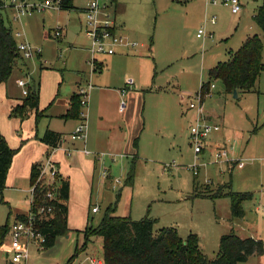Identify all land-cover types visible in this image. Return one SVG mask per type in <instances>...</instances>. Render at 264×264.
Wrapping results in <instances>:
<instances>
[{
	"label": "rangeland",
	"instance_id": "obj_1",
	"mask_svg": "<svg viewBox=\"0 0 264 264\" xmlns=\"http://www.w3.org/2000/svg\"><path fill=\"white\" fill-rule=\"evenodd\" d=\"M87 1L74 0L78 9L36 11L18 19L13 18L15 9L4 12L14 36L18 30L24 33L15 36L16 41L26 40L41 51L27 58L23 69H14L6 81L15 98L27 96L18 84L21 78L28 82V89L34 81L39 84V112L44 110L45 115L34 123L41 131L54 114L65 110L78 82L86 86L89 80L92 69L87 47L91 41L81 23ZM262 1L241 0L243 10L235 14L228 6L208 5V0H118L115 13L109 0H101L112 19L116 15L125 24L120 34L136 47L129 54L100 55L107 56L105 67L102 73H94L93 84L121 89L130 78L141 94L128 124L118 113L112 92H100L94 98L90 92L89 105L83 108L88 109V137L100 135L111 146L98 151L88 144L89 158L97 160V170L88 191L82 190L70 202L72 224L80 232L60 236L50 248L32 245L27 264H97L103 260V238L84 233L88 225L95 229L116 202V214L133 220L149 216L156 220L155 231L172 226L183 237L197 234L199 247L209 258L218 255L221 236L232 231L264 241V70L256 88L242 92L239 98L226 93L221 80L212 81L215 86L204 97L203 110L222 129L208 137L199 154L189 137L196 110L186 112L192 101H199L201 82L208 80L209 70L230 59L244 36L262 38L264 62V33L254 21ZM213 16L215 24L209 22ZM59 27L63 35L57 38L53 34ZM201 28L206 31L198 37ZM27 113L32 116L36 111ZM57 122L64 124L55 117ZM135 135H139L137 148L131 139ZM216 145L227 148L230 160L242 159L245 165L232 169L228 160L215 162ZM132 170L134 179L129 181ZM106 176L110 179H103ZM194 188L210 196H194ZM230 189L251 195L243 200L245 215L241 218L233 217L229 196H211ZM4 194L10 201L0 202V225L29 212L24 193L6 184ZM94 206L99 212H90L88 223L85 214ZM6 249L7 244L0 248V264H10ZM244 264H264V254L253 255Z\"/></svg>",
	"mask_w": 264,
	"mask_h": 264
},
{
	"label": "trees",
	"instance_id": "obj_2",
	"mask_svg": "<svg viewBox=\"0 0 264 264\" xmlns=\"http://www.w3.org/2000/svg\"><path fill=\"white\" fill-rule=\"evenodd\" d=\"M109 1L117 2V0ZM74 8V0H61L62 10ZM4 12L0 10V84L10 78L17 64L23 59L22 53L18 50V42L13 34V28L7 24ZM254 21L264 33V0L256 9ZM263 70V40L258 34H253L247 37L240 48L231 54L230 59L219 62L209 70L208 80L202 83L200 90L202 102L204 97L209 94L213 80H221L226 93L233 94L237 90L241 94L256 88ZM22 101L21 105L13 108L12 115L19 116L22 120L28 116L29 110H36V120L43 115L38 110L40 89L37 82L34 81L31 89L29 87L28 95ZM81 108L80 95L75 94L68 112L61 117L64 119L78 117L82 120ZM41 140L54 149L62 146L66 139L63 133L47 129ZM134 144L138 147V137ZM17 152L18 149L12 148L0 132V191L6 188L7 175ZM40 171L39 163L33 164L30 176L31 185L37 181ZM59 178L61 187L58 194L63 202L55 203L54 216L48 220L44 219L39 224L41 232L46 236V242L42 246L45 249L53 247L59 236L70 232L68 226L69 208L66 203L70 195V183L68 180L62 179L61 176ZM133 179L132 170L128 180L133 181ZM227 187L229 188V185ZM45 193V188L38 185L39 204L48 203L44 198ZM223 195H227L231 199L233 217H243L245 215L243 200L251 195L230 189L227 192L219 190L211 196ZM194 196L210 195L197 193L194 188ZM119 198L120 194H118L117 200ZM116 211L117 202L107 208L95 229L88 225L84 233L88 237L94 232L103 238V264H244L251 256L264 254L262 239L241 237L232 231L221 236L218 255L215 258H209L200 249L197 234L190 233L187 237H183L172 226H165L155 231V219L146 216L140 220H133L130 216L116 214ZM24 217L25 214H17L15 219ZM11 224L8 221L6 224L0 225V248L7 242Z\"/></svg>",
	"mask_w": 264,
	"mask_h": 264
},
{
	"label": "built area",
	"instance_id": "obj_3",
	"mask_svg": "<svg viewBox=\"0 0 264 264\" xmlns=\"http://www.w3.org/2000/svg\"><path fill=\"white\" fill-rule=\"evenodd\" d=\"M208 5H225L230 7L231 11L235 14L241 13L243 10V3L241 0H208ZM61 9V0H0V10L9 11L11 9L16 10L14 19H18L20 16L30 15L36 11H44L48 9ZM107 5L101 3V0H88L86 6L82 9L85 13V19L82 25L85 26V32L90 43L91 60L90 63L93 67H96V57L100 55H112L118 51L120 47L135 46V43L128 40L127 37L120 34L117 29V23L115 19H112L110 14L106 11ZM209 22L215 24L217 22L216 17L213 16ZM205 28H201L198 31V36L201 37L205 33ZM62 28H58L53 36L62 37ZM15 36L23 37L24 33L20 30L16 31ZM18 50L22 53L23 58H32L36 55H40V50L36 49L28 41H21L17 43ZM19 85L23 88V94L28 95V82L21 78L18 81ZM134 81L127 79V82L123 88H121L122 99L120 102V111L123 112L127 107V92L132 87ZM211 84V88L214 87ZM91 86H79L77 94L81 98L82 108L87 107L89 104V91ZM210 88V89H211ZM210 94V93H209ZM208 94V95H209ZM199 101H192L187 107L188 110H196V117L190 125V141L195 147L196 154H199L205 149V145L208 137L219 132L222 126L218 123L210 121L203 110V102L201 94ZM87 111L81 112L82 120L77 128L69 135L71 139L85 140L87 137L88 124L86 123ZM58 148V147H57ZM70 153V149H67ZM85 154H91L86 147L83 149ZM215 162H221L228 160L231 162V168H242L245 162L242 159L230 160L229 151L226 147L216 145L214 151ZM195 174H198V170L194 168ZM48 174V179L46 175ZM60 174L56 165L47 161L46 165L41 169L39 177L35 183L30 187L29 193V212L23 219H15L9 229L7 244V257L10 264H24L30 258L31 246L37 245L43 246L46 242V236L40 230V222L44 219L48 220L54 216L55 203H61L63 200L60 198L58 191L61 187ZM107 176L105 177V179ZM40 185L45 188V200L47 204H39V197H37V186ZM1 193V191H0ZM1 201V194H0ZM93 212L99 211L98 206L92 208ZM97 264H102L101 261H97Z\"/></svg>",
	"mask_w": 264,
	"mask_h": 264
},
{
	"label": "crops",
	"instance_id": "obj_4",
	"mask_svg": "<svg viewBox=\"0 0 264 264\" xmlns=\"http://www.w3.org/2000/svg\"><path fill=\"white\" fill-rule=\"evenodd\" d=\"M111 3V2H110ZM110 7H114V12L117 13L118 9V0L116 3H111ZM109 7V8H110ZM74 9H78L76 6ZM15 16V15H14ZM115 20L117 23V29L118 31H124L125 24L123 22L118 21L116 15H115ZM82 23V21H81ZM198 36V35H197ZM251 35H246V38ZM126 37V36H125ZM199 37V36H198ZM128 38V37H127ZM244 36V40L246 39ZM129 40V39H128ZM243 40V41H244ZM130 41V40H129ZM134 43V42H133ZM243 43V42H242ZM242 45V44H241ZM136 46H131V47H120L118 48V53L120 54H129L131 52H134L135 50H132ZM87 50L90 52V59H89V64L91 66V74L89 75V80L87 81L86 86H91L90 92L92 91V96L91 98H94V96H98L100 92H112V98L115 100L116 108H118V113L121 114L122 118L124 119V122L130 123L129 119L132 114L133 108L135 106V99L139 97L140 92L136 91L133 87L135 85L134 81L132 87L128 90L126 98H127V107L123 112L120 111V102L122 99L121 95V90L120 89H112L110 86H97L93 84L94 78H95V72L96 73H102L103 69L105 67L104 61L106 60L107 56L111 57L112 55H107L104 56L103 58H99L100 56L96 57V67H93L90 63L91 60V50H90V45L87 47ZM122 52V53H121ZM117 54V53H115ZM114 55V54H113ZM26 59H22L16 68L23 69V65L25 63ZM97 78V76H96ZM130 79V78H129ZM127 82V79L125 83ZM202 81L201 83H203ZM6 83L5 86H3ZM19 84V83H18ZM77 89L73 92L71 95L70 99L68 100L67 106L65 110L54 114L49 123L47 124V128L43 131L38 129L36 127V113L35 115L32 114V116L28 115L26 118L23 120L19 116L12 115V110L15 108L17 105L22 104L23 98H15L10 94L9 90V85L7 82L1 83L0 84V132L5 136L7 139V142L12 148H17L18 152L15 154L13 157V161L11 164V167L9 169L8 175H7V181L6 184L10 187H13L15 190H18L19 192L24 193L27 196L28 203H29V190L31 187V182H30V176H31V169L33 164L39 163L41 169L46 165L47 161L53 162L61 176L62 179L68 180L70 183V195L68 201H66L68 208H69V213H68V226L70 228V234L71 232H74L75 230L77 231V228L74 227L73 223V215H72V209L70 202L76 198L77 194L80 193L82 190H84V193L88 191V185L89 183L92 182L94 178V174L97 170V160L89 158L90 154H85L83 149L88 147V144L92 145L96 150L101 151L104 148H107L108 146H111V142H102L100 135H95L91 133L90 136L87 137L85 140H73L70 138V134L77 128V126L80 124L81 119L78 117H73L69 119H64L61 117L65 113L68 112L69 108L72 105V97L73 95L77 94L78 88L81 85V82H78L77 84ZM97 86V87H95ZM104 98L101 99V107L104 109L103 103H104ZM89 105V104H88ZM88 107V106H87ZM100 107V108H101ZM39 110V109H38ZM36 111V110H35ZM84 111L83 108L81 109V112ZM188 111V108L186 109V112ZM44 113V110H43ZM45 114H43L44 116ZM35 116V120L32 119ZM87 116H88V109H87ZM86 116V120H87ZM57 118L60 120H63L64 124L61 126L60 123L54 124V118ZM196 117V116H195ZM127 119V121L125 120ZM209 119V118H208ZM70 124V125H69ZM69 126V130L65 131L64 129ZM47 129L54 130L56 132L63 133L65 136V141L62 146H59L58 148H51L49 145H47L45 142L41 140V137L43 136L44 132ZM88 131V128H87ZM94 133V131H93ZM136 136V135H135ZM139 135H137L135 138L134 136H131L132 139V144L134 148H137L134 144L135 139ZM131 139H129V144L131 143ZM67 149H70V153L68 152ZM88 149V148H87ZM89 150V149H88ZM90 151V150H89ZM231 168V167H230ZM233 169V168H232ZM48 179V174L46 175ZM105 179V177L103 178ZM110 179V177H107L106 180ZM105 180V181H106ZM104 181V182H105ZM112 182V180H111ZM113 184V182H112ZM115 187V185H114ZM6 190L3 189L1 191V201L7 199L10 201L9 196H5L4 191ZM0 201V202H1ZM93 208V207H92ZM29 209H30V203H29ZM21 211V210H18ZM90 212L91 213H97L93 212L92 209L87 210L85 217H88V223L90 220ZM23 213V212H20ZM17 215V214H16ZM80 232V231H77ZM66 234V235H68ZM60 237V236H59ZM58 237V238H59ZM57 238V239H58ZM57 242V240H56ZM30 259V258H29ZM29 261V260H28ZM27 261V262H28ZM103 264V260H99ZM24 263V264H27Z\"/></svg>",
	"mask_w": 264,
	"mask_h": 264
},
{
	"label": "water",
	"instance_id": "obj_5",
	"mask_svg": "<svg viewBox=\"0 0 264 264\" xmlns=\"http://www.w3.org/2000/svg\"><path fill=\"white\" fill-rule=\"evenodd\" d=\"M233 97H234V98H239V97H240V93H239L237 90H235V91L233 92Z\"/></svg>",
	"mask_w": 264,
	"mask_h": 264
}]
</instances>
